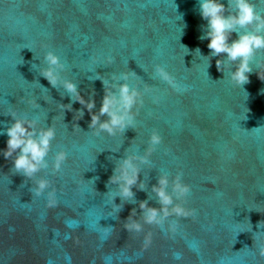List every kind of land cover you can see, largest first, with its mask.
<instances>
[{
    "label": "water",
    "instance_id": "1",
    "mask_svg": "<svg viewBox=\"0 0 264 264\" xmlns=\"http://www.w3.org/2000/svg\"><path fill=\"white\" fill-rule=\"evenodd\" d=\"M252 3L264 15V0ZM205 24L198 0H0V113L14 109L40 126H55L50 166L37 176L51 181L57 201L48 207L46 195L36 197L31 181L0 157V264H264V81L257 75L258 63L264 71V50L241 88L217 71L219 57L207 69L195 53L209 54L208 40L199 38ZM49 49L83 95L95 90L97 108L103 85L89 76L135 72L129 83L151 90L136 125L114 137L96 136L85 112L81 130L73 132V113L63 117L57 106L70 102L67 94L61 98L63 89L53 88L35 66H43ZM156 65L189 90H173L155 76ZM29 98L41 107L27 104ZM11 120L0 114V130ZM153 129L163 143L140 178L147 177L150 191L160 173L182 171L192 189L185 206L195 215L179 219L174 237L145 225L152 244L142 253L143 234L122 227L133 207L139 212L138 203L126 202L116 213V189L108 180L115 160L142 154ZM6 141L0 135V149ZM60 148L68 157L52 174ZM133 191L137 202L148 198V191ZM149 204L159 207L155 198Z\"/></svg>",
    "mask_w": 264,
    "mask_h": 264
},
{
    "label": "clouds",
    "instance_id": "2",
    "mask_svg": "<svg viewBox=\"0 0 264 264\" xmlns=\"http://www.w3.org/2000/svg\"><path fill=\"white\" fill-rule=\"evenodd\" d=\"M198 6L201 18L206 21L199 38L208 40L207 48L210 51L205 56L199 48H196L195 53L207 60V69L212 58L219 57L215 61L217 71L223 73L224 77L227 75L231 82L242 88L249 82V74L253 71L252 62L257 53L264 50V15L256 11L252 0H227L226 4L224 0H198ZM184 47L189 51L187 46ZM113 62V57L109 56L107 63ZM42 64L43 66L40 61L39 65H35L39 75L44 77L53 88L63 89L60 93L61 98L65 94L69 98V103L57 102V106L63 112V117L65 111L73 113V132L81 130L78 122L87 112L90 116L88 127L96 136L101 133H106L110 137L124 134L127 128L136 125L137 116L145 103L144 94L151 91L145 83L143 90L139 83L136 85L129 83L130 77L137 76L133 71L112 73L108 78L96 72L88 79L100 80L103 85V97L97 108L94 89L85 96L79 90L77 82L62 75L66 65L56 51L51 49L45 51ZM257 70L258 78L264 81V71L259 70V63ZM154 71L155 76L166 82L173 90L180 93L189 90V85L178 83L164 66L156 65ZM44 101L47 103L46 100ZM26 102L33 108L41 107L34 98H29ZM159 102V97H152L153 104ZM74 103H78L81 107L74 109ZM0 114L10 115L12 118L10 124L0 130V135L7 136L6 147L0 149V157L11 162L12 173H18L31 181L30 191L36 197L46 195L47 206L54 207L57 203L56 192L51 186V181L46 176L38 177L37 174L50 166L47 158L52 149V142L56 138L55 126L52 123L47 127L40 126L36 118H28L14 109ZM151 114L150 112L149 115ZM162 143L159 132L153 129L142 154L127 153L123 158L115 160V167L108 180V184L114 185L116 189L111 199L116 213L126 202L138 203L139 212L133 207L126 220L122 222V227L129 234H143L140 247L142 253L152 244V233H145V225L155 226L164 234L174 237L178 232L179 219L195 215V209L185 206L192 189L184 182L182 171L178 170L171 177L167 172L160 173L156 183L151 185L150 191L146 183L147 177L140 178L144 169L142 166L152 164V154ZM67 157L68 152L64 148L55 152L51 162L52 174L61 171ZM133 188L148 191V198L137 202ZM117 196L121 199L120 204L113 203ZM153 198L159 207L149 204ZM173 217L176 219H172ZM259 254L264 256V248L259 250ZM173 257L178 259L179 253H173Z\"/></svg>",
    "mask_w": 264,
    "mask_h": 264
}]
</instances>
